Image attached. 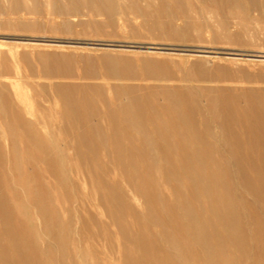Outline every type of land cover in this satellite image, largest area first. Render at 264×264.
<instances>
[{
    "label": "bare ground",
    "instance_id": "obj_1",
    "mask_svg": "<svg viewBox=\"0 0 264 264\" xmlns=\"http://www.w3.org/2000/svg\"><path fill=\"white\" fill-rule=\"evenodd\" d=\"M32 1L0 4V26L38 33L44 11L62 22L50 32L69 31L87 8L109 27L129 13L139 23L119 16L122 27L147 36L176 17L180 39L195 28L227 39V18L240 31L249 11L264 13V0ZM217 14L216 27L195 21ZM9 74L4 66L0 264H264V92L61 81L29 87L30 101L3 83Z\"/></svg>",
    "mask_w": 264,
    "mask_h": 264
},
{
    "label": "rangeland",
    "instance_id": "obj_2",
    "mask_svg": "<svg viewBox=\"0 0 264 264\" xmlns=\"http://www.w3.org/2000/svg\"><path fill=\"white\" fill-rule=\"evenodd\" d=\"M8 1L16 2V0H0V4L7 5ZM29 1L31 3H28ZM36 1L41 7L45 6L44 3L46 4L45 0ZM32 2L27 0L28 5H32L34 3ZM249 12L244 17L249 25L248 28L251 27L249 30L246 28L239 31L233 24L238 21V18L226 19L233 27L230 29V38L225 39L221 34L218 36L215 32L199 31L195 28L189 30L187 35L184 34V39H180L179 34L183 30H180L181 23L176 17L170 20L173 27L166 29L165 34L148 33L149 36H147L143 30L136 33L128 27L123 28L119 21L123 14L116 13L113 16L115 24L109 27L103 24L106 23V16L91 12L87 8H80L76 17H69L71 29L69 31L61 29L55 33L48 30L49 24L55 23L54 26L61 27L60 18L50 16L52 20H48V15L41 11L40 17L43 18H36L42 28L38 33L17 32L9 29L7 31L0 26V37L78 43L33 42L0 38V54H5L7 59V62L0 60V72L4 71V66L12 70V74H9L7 79L1 78V80L3 79V83L9 87L10 91L20 93L30 101L33 95L31 87L61 81L93 83L102 87L168 86L193 90L196 94L199 93V96L202 92L219 87L232 88L236 92H264V13L254 10ZM217 15L212 16L213 19L208 17L209 15L200 16L195 21L200 25L207 22L216 27L217 20L223 19L221 14ZM0 16V20L7 18L5 15ZM28 17L30 16L26 18L23 16L21 20H33L32 17ZM123 18L130 23H139V19L135 22L129 13H124ZM4 20L0 21L1 25ZM93 24L104 26L94 28ZM10 51H15L18 55H26V65L19 60V56L11 57ZM38 55H41V58ZM31 73L36 78L26 79L25 77ZM61 76L67 78L60 79Z\"/></svg>",
    "mask_w": 264,
    "mask_h": 264
}]
</instances>
